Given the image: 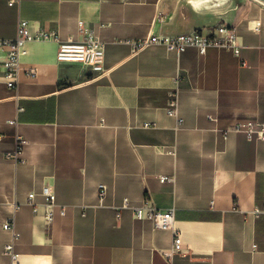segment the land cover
I'll return each instance as SVG.
<instances>
[{
	"label": "crops",
	"instance_id": "obj_1",
	"mask_svg": "<svg viewBox=\"0 0 264 264\" xmlns=\"http://www.w3.org/2000/svg\"><path fill=\"white\" fill-rule=\"evenodd\" d=\"M11 1L0 0V40L25 20L58 41L26 45L14 90L0 47V264H12V219L18 264H264V214H252L264 207V140L237 130L264 126V1ZM223 24L239 55L143 44ZM89 34L104 42L103 71L57 60L59 43ZM174 93L181 122L166 110ZM147 200L175 210L188 252L171 255L172 231L135 218Z\"/></svg>",
	"mask_w": 264,
	"mask_h": 264
},
{
	"label": "built area",
	"instance_id": "obj_2",
	"mask_svg": "<svg viewBox=\"0 0 264 264\" xmlns=\"http://www.w3.org/2000/svg\"><path fill=\"white\" fill-rule=\"evenodd\" d=\"M16 0H12L11 4H14ZM58 41V36L54 32H47L39 30L35 33L31 32L30 25L27 21L21 20L18 26V34L14 40H0V47H9L10 52L6 61L4 62L5 77L7 79V85L10 89H17L20 78L21 57L25 51V47L31 42H47ZM162 44L167 46L170 50H176L178 52H184L187 47H196L201 54H205L210 46H225L235 49L237 55L240 54V46L236 44V38L233 34V30L228 25H220L213 29L211 36H205L203 33L194 32L190 34L178 35V36H151L143 44ZM105 55V45L100 39L93 34H89L84 41L81 42H64L59 43L57 60L63 63H76L91 68L94 72L103 71V60ZM167 114L176 118L179 122L182 120L179 118V103L178 94H172L168 105ZM150 124H146L145 127H149ZM237 130L247 133L249 139H253L255 136L261 140H264V126L257 125L252 122L240 124ZM25 141L18 139L15 153L9 155L12 159H19V155L23 150ZM166 180V177L161 179ZM44 195L47 198V211L45 214V220L47 223H52L55 219V196L52 193L46 191ZM106 195V187L100 186V198L104 199ZM35 198L34 194H31L29 200L33 202ZM128 200H125L123 205L119 209L127 208ZM37 210V209H36ZM252 214L255 217H259L264 214L263 208H256ZM60 215H66L65 207L60 209ZM136 219L150 220L154 223L157 229L170 230L174 235V249L173 254L182 255L188 250L185 248V244L182 240L181 234L175 227L176 213L174 209L167 211H160L156 209L150 201H145L141 207L135 209L134 214ZM248 216V215H247ZM3 228L12 234V240L6 245L5 253L10 256L12 264H18V255L15 252V247L19 239V234L16 229L15 220H9L3 224ZM170 254H166L167 257H171Z\"/></svg>",
	"mask_w": 264,
	"mask_h": 264
},
{
	"label": "rangeland",
	"instance_id": "obj_3",
	"mask_svg": "<svg viewBox=\"0 0 264 264\" xmlns=\"http://www.w3.org/2000/svg\"><path fill=\"white\" fill-rule=\"evenodd\" d=\"M254 1H257L258 2V0H254ZM260 1H264V0H260Z\"/></svg>",
	"mask_w": 264,
	"mask_h": 264
},
{
	"label": "bare ground",
	"instance_id": "obj_4",
	"mask_svg": "<svg viewBox=\"0 0 264 264\" xmlns=\"http://www.w3.org/2000/svg\"><path fill=\"white\" fill-rule=\"evenodd\" d=\"M199 1V0H198ZM198 5V4H197Z\"/></svg>",
	"mask_w": 264,
	"mask_h": 264
}]
</instances>
